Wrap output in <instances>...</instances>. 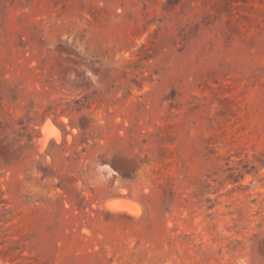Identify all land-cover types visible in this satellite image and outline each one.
<instances>
[{
	"label": "rangeland",
	"instance_id": "1",
	"mask_svg": "<svg viewBox=\"0 0 264 264\" xmlns=\"http://www.w3.org/2000/svg\"><path fill=\"white\" fill-rule=\"evenodd\" d=\"M0 264H264V0H0Z\"/></svg>",
	"mask_w": 264,
	"mask_h": 264
},
{
	"label": "bare ground",
	"instance_id": "2",
	"mask_svg": "<svg viewBox=\"0 0 264 264\" xmlns=\"http://www.w3.org/2000/svg\"><path fill=\"white\" fill-rule=\"evenodd\" d=\"M45 127L46 126H43L42 127V130L43 131H41V132H43V135H44V137L43 138H41V140H40V144H41V147H44L46 144H47V142L49 141V136H50V138H51V134L50 135H48V134H46L45 133ZM56 127V126H55ZM55 131H56V129H55ZM57 133H55V135H56ZM59 135V134H58ZM53 136V135H52ZM42 137V136H41ZM57 137V136H56ZM52 139H54V137L52 138ZM57 140L59 139L58 137L56 138ZM55 139V140H56ZM58 144H59V142H58ZM39 145V144H38ZM41 147H39V148H41ZM38 149V148H37ZM40 150V149H39ZM113 200V199H112ZM127 200V199H126ZM130 201V200H129ZM108 207L112 210V211H114L115 213H118V212H128V213H131V214H135V215H137L138 213H139V208L135 205V204H132V203H130V202H127V201H123V200H114V201H111L110 203H108ZM141 208V207H140ZM127 214V213H126ZM131 214H129V215H131Z\"/></svg>",
	"mask_w": 264,
	"mask_h": 264
}]
</instances>
